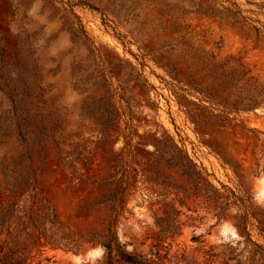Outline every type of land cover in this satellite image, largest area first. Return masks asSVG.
<instances>
[{
    "label": "rangeland",
    "instance_id": "rangeland-1",
    "mask_svg": "<svg viewBox=\"0 0 264 264\" xmlns=\"http://www.w3.org/2000/svg\"><path fill=\"white\" fill-rule=\"evenodd\" d=\"M178 1L0 0V210L36 188L61 221L29 264H106L111 225L115 264H264V104L217 79L264 84V0Z\"/></svg>",
    "mask_w": 264,
    "mask_h": 264
},
{
    "label": "trees",
    "instance_id": "trees-1",
    "mask_svg": "<svg viewBox=\"0 0 264 264\" xmlns=\"http://www.w3.org/2000/svg\"><path fill=\"white\" fill-rule=\"evenodd\" d=\"M231 3L230 6H227L220 3V0H212L208 4H205L203 0H190L188 3L185 0H180L174 3V6H177L174 10H192L219 16L234 22H247L249 18L243 15L244 10L237 3ZM259 8H264V5H260ZM251 25L257 33L264 34V25ZM248 72L229 73L227 76L216 72L217 79L223 87L230 92L234 91L238 93L239 98L237 102L244 104L243 109L246 110L264 104V98L259 99L260 96H264V84H260ZM241 80H244V83L238 86L237 84ZM12 190L15 193H19L18 200L13 201L9 206L2 205V209L0 210V264H29V260L35 250L42 253L43 247L54 242L52 237L47 233L50 230V227H47V225L49 223L56 224L61 221L58 220L55 207L41 204V195L36 188H33L31 191L29 189ZM124 192L125 187L116 186L109 197L113 200V206L116 204V201L122 199ZM26 195L30 198L29 201L25 198L21 204L20 201ZM38 206H41V210H39ZM113 210L116 212L114 207ZM112 227L111 225L109 233L104 236L105 239H93L99 240L105 248L106 264L116 263L114 249L115 247H119L117 244L118 238L115 232H113ZM119 254L123 261L132 264H148L147 260L140 259L126 250L120 249Z\"/></svg>",
    "mask_w": 264,
    "mask_h": 264
}]
</instances>
